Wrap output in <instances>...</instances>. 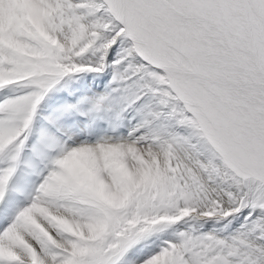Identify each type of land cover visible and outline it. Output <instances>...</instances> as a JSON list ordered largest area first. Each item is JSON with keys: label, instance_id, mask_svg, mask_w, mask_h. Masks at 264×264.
I'll use <instances>...</instances> for the list:
<instances>
[{"label": "snow or ice", "instance_id": "1", "mask_svg": "<svg viewBox=\"0 0 264 264\" xmlns=\"http://www.w3.org/2000/svg\"><path fill=\"white\" fill-rule=\"evenodd\" d=\"M0 264H264V0H0Z\"/></svg>", "mask_w": 264, "mask_h": 264}, {"label": "bare ground", "instance_id": "2", "mask_svg": "<svg viewBox=\"0 0 264 264\" xmlns=\"http://www.w3.org/2000/svg\"><path fill=\"white\" fill-rule=\"evenodd\" d=\"M107 80V78H105L104 81L100 82L98 85H93V89L96 90V91H101L103 90L104 88V84H105V81Z\"/></svg>", "mask_w": 264, "mask_h": 264}, {"label": "rangeland", "instance_id": "3", "mask_svg": "<svg viewBox=\"0 0 264 264\" xmlns=\"http://www.w3.org/2000/svg\"><path fill=\"white\" fill-rule=\"evenodd\" d=\"M105 83H106V81H105ZM96 91V90H95Z\"/></svg>", "mask_w": 264, "mask_h": 264}]
</instances>
